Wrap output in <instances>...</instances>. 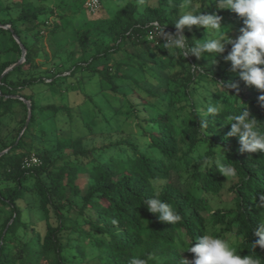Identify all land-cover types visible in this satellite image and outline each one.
I'll return each mask as SVG.
<instances>
[{
    "label": "trees",
    "instance_id": "1",
    "mask_svg": "<svg viewBox=\"0 0 264 264\" xmlns=\"http://www.w3.org/2000/svg\"><path fill=\"white\" fill-rule=\"evenodd\" d=\"M151 1L128 0L111 18L86 19L68 33L78 11L69 16L44 0H0V24L11 25L0 26V153L8 149L0 155V264H129L150 254L157 258L151 264H180L194 256L181 247L204 234L251 254V233L264 215V153L240 152L224 121L245 107L264 122V92L231 72L223 60L231 45L212 63L210 56L177 58L157 45L159 38L149 40L154 22L176 31L183 3ZM219 14L236 39L242 21L230 10ZM14 34L26 57L4 74L22 57ZM185 35L190 44L208 38L195 26ZM80 83L99 85L94 117H80L88 133L49 129L48 120L73 112L56 96ZM22 98L32 104L24 132L29 109ZM209 103L221 106L218 116L207 114ZM218 150L237 178L219 173ZM33 153L40 164L24 167ZM157 193L182 216L176 225L146 209L144 201ZM255 254L264 259V250Z\"/></svg>",
    "mask_w": 264,
    "mask_h": 264
},
{
    "label": "clouds",
    "instance_id": "2",
    "mask_svg": "<svg viewBox=\"0 0 264 264\" xmlns=\"http://www.w3.org/2000/svg\"><path fill=\"white\" fill-rule=\"evenodd\" d=\"M214 7L217 11H205ZM203 8V10H201ZM181 13L174 23L175 32H166L165 27L158 29L159 39L157 45L168 50L169 54L176 55L177 58L195 57L197 60L212 57V63H216V57H220L226 51V45H231L230 51L223 56L225 62H230L231 72L236 73L240 80L248 86H255L256 89L264 92V0H205L203 5L192 0H183L181 4ZM220 10H230L235 13L242 21L239 28L240 35L232 39L228 35V30L222 26L223 17L219 14ZM201 28L204 29L208 38L195 39L194 43H189V38L185 35V29L188 32ZM163 39L164 43L159 44ZM195 66V65H194ZM222 88L238 89V85L233 82L219 83ZM264 101V95L259 97ZM207 114L218 116L222 108L219 104H207ZM230 124L228 137H237L239 150L242 153L253 154L257 152L264 153V122L257 120L245 107L238 112L229 113L224 121ZM201 127L208 129V121L203 118ZM215 159V164L219 173L228 178L238 177L237 168L229 163L221 162L219 156ZM222 155L225 157L222 151ZM206 163H208L206 161ZM260 206L264 207V193L259 196ZM148 212L155 214L159 221L176 225L182 220V216L175 208L162 200L157 193L144 201ZM258 227L252 231L255 238L250 244L251 254L242 256L237 252L236 247L225 238L217 235L204 234L197 238L198 242L183 245L181 252L194 254L193 259L189 261L184 258L180 264H264L255 254L258 247L264 250V215L259 216ZM116 221L113 220V224ZM154 255H148L145 258L133 256L129 264H151L156 261Z\"/></svg>",
    "mask_w": 264,
    "mask_h": 264
},
{
    "label": "rangeland",
    "instance_id": "3",
    "mask_svg": "<svg viewBox=\"0 0 264 264\" xmlns=\"http://www.w3.org/2000/svg\"><path fill=\"white\" fill-rule=\"evenodd\" d=\"M46 5L49 7H57L56 10L57 12H60L62 10V13H66L63 11H69V16L73 15L74 11H78L71 22H74L73 24H69V28L67 30L68 33L71 32L75 26H79L82 22H84L86 19L87 20H96L98 18H111L114 14L115 11L124 4V2L128 0H101L102 6L99 11H96L95 13L90 12L87 7H86V0H44ZM140 1V3L143 4V0H137ZM152 1L150 0V3ZM205 0H195V3H200L203 5ZM65 6V7H64ZM63 7V8H62ZM60 8V10L58 9ZM203 9V8H201ZM60 12V13H61ZM61 13V14H62ZM68 13V12H67ZM66 13V14H67ZM68 15V14H67ZM49 25H53L54 23V18L51 17L49 21ZM58 23H62L63 21H57ZM66 22H69L66 20ZM64 25V22H63ZM48 32V31H47ZM67 53H62L61 57H65ZM99 89V85L92 83L88 84L87 86L84 84H76L73 86V88L70 90L68 94L65 95H57L56 99L59 101V104H64V105H73V112L71 115H67L66 117H59L58 120H48L44 125H47L49 129L55 128H68L71 129V131H75L76 135H82V134H87L88 133V128H86L84 125H82V122L80 120L81 115L86 114L91 117H94V92H96ZM49 96V97H48ZM48 99H51L50 95H47ZM97 97L96 101L99 100V103L103 106H108L107 101L102 102V99ZM107 107V108H108ZM123 111H125V103L122 104ZM107 113V112H106ZM108 114V113H107ZM111 115V114H109ZM21 116V115H18ZM93 136H89L86 139V143H91V139ZM97 142V144H100V141L94 140V143ZM34 154V153H33ZM4 215V212L0 213V222L1 218Z\"/></svg>",
    "mask_w": 264,
    "mask_h": 264
},
{
    "label": "built area",
    "instance_id": "4",
    "mask_svg": "<svg viewBox=\"0 0 264 264\" xmlns=\"http://www.w3.org/2000/svg\"><path fill=\"white\" fill-rule=\"evenodd\" d=\"M87 9L92 12L95 13L96 11H99L101 8V0H86L85 2ZM154 27L153 30L149 32V40H155L156 38L158 39V29L161 27L160 24L158 22H154ZM157 43V42H156ZM40 159L37 155L32 154L30 157H26L25 161H24V167H31L33 165H38L40 164Z\"/></svg>",
    "mask_w": 264,
    "mask_h": 264
},
{
    "label": "water",
    "instance_id": "5",
    "mask_svg": "<svg viewBox=\"0 0 264 264\" xmlns=\"http://www.w3.org/2000/svg\"><path fill=\"white\" fill-rule=\"evenodd\" d=\"M0 26H1V27H4V28H11V25H10V24H6V25L0 24ZM11 30L13 31V29H11ZM14 37H15V39H16V40L20 43V45H21V48H22V57L20 58V60H19L17 63H15L14 65H12V66L9 67L8 69H6L5 72H4V74L7 73V72H9L10 70H12L15 66H18V65L22 64V63L25 61V57H26V48H25V46L22 44V42H21V40H20V38H19V36H18L17 34H14ZM16 97H19V96H16ZM22 99L25 101V103L27 104L28 109H29V111H28V118H27V121H26V125H25V127H24V129H23V132H24V130L27 128L28 124L30 123V120H31V117H32V104H31L30 100H28V99H26V98H25V99L22 98ZM23 132H22V133H23ZM7 151H8V149L2 151V152L0 153V155H3V154L6 153ZM11 222H12V221H11Z\"/></svg>",
    "mask_w": 264,
    "mask_h": 264
}]
</instances>
